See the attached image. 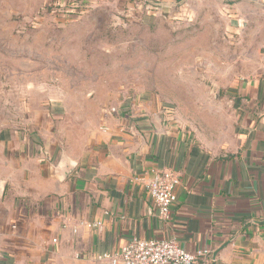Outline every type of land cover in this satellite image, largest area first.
<instances>
[{
	"label": "crops",
	"instance_id": "0c3cea01",
	"mask_svg": "<svg viewBox=\"0 0 264 264\" xmlns=\"http://www.w3.org/2000/svg\"><path fill=\"white\" fill-rule=\"evenodd\" d=\"M215 2L229 17L244 5L264 8V0ZM261 55L254 79L214 95L221 101L207 130L144 95L102 110L76 151L54 139L43 145L32 129L0 130V264H108L132 239L209 251L199 264H264ZM162 170L180 177L168 222L148 191Z\"/></svg>",
	"mask_w": 264,
	"mask_h": 264
},
{
	"label": "rangeland",
	"instance_id": "374dc122",
	"mask_svg": "<svg viewBox=\"0 0 264 264\" xmlns=\"http://www.w3.org/2000/svg\"><path fill=\"white\" fill-rule=\"evenodd\" d=\"M68 1L0 0L1 131L32 129L76 151L102 110L134 95L207 130L214 97L261 69L264 8L253 3L229 17L215 0H178L138 17L126 0L98 1L65 19Z\"/></svg>",
	"mask_w": 264,
	"mask_h": 264
},
{
	"label": "built area",
	"instance_id": "2783aa9c",
	"mask_svg": "<svg viewBox=\"0 0 264 264\" xmlns=\"http://www.w3.org/2000/svg\"><path fill=\"white\" fill-rule=\"evenodd\" d=\"M98 1L103 0H69V8L62 14L65 19L78 17L88 12ZM178 0H126L124 11L138 17H156L163 8ZM69 14V15H67ZM180 184L179 175L171 170L155 171L148 186L150 197L158 210L159 218L163 222L171 220L173 206L177 201L176 191ZM100 222L88 225L97 228ZM209 251L199 249L187 251L180 247L173 239H132L126 243L120 253L114 257H104L108 264H199L206 263Z\"/></svg>",
	"mask_w": 264,
	"mask_h": 264
}]
</instances>
